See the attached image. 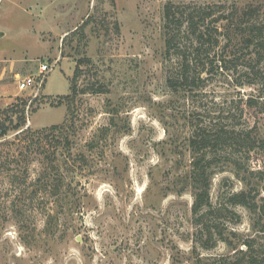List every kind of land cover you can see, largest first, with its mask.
Listing matches in <instances>:
<instances>
[{"label": "rangeland", "instance_id": "rangeland-1", "mask_svg": "<svg viewBox=\"0 0 264 264\" xmlns=\"http://www.w3.org/2000/svg\"><path fill=\"white\" fill-rule=\"evenodd\" d=\"M168 2L264 13V0H0V123L24 108V130L39 132L0 141V264H218L233 254L222 238L246 250L259 236V216L228 199L248 183L264 197V147L239 152L250 172L240 177L221 171L230 155L217 156L204 220L212 234L201 236L189 141L197 126L264 140V92L241 72L172 91ZM41 64L52 66L43 88L20 91L19 78L38 76ZM73 82L79 94L67 99ZM34 140L41 152L27 153Z\"/></svg>", "mask_w": 264, "mask_h": 264}, {"label": "trees", "instance_id": "trees-1", "mask_svg": "<svg viewBox=\"0 0 264 264\" xmlns=\"http://www.w3.org/2000/svg\"><path fill=\"white\" fill-rule=\"evenodd\" d=\"M262 11L259 5L240 8L234 4L228 8L225 4L199 5L168 2L164 6L162 26L164 56L168 63L167 86L172 91L199 90L209 79L221 73L238 75L241 72L246 79L244 85L261 87V91L264 92V71L261 68L264 64V13ZM79 72L80 67L77 66L76 78ZM78 94V87L73 82L71 95L66 98H76ZM261 97H264V93ZM247 104L254 106L256 103L251 99ZM15 115V123L13 121L9 125L0 123V141L6 138L11 130L20 132L18 136L29 135L27 140L30 136L39 134L29 129L24 130L27 125L24 108L17 110ZM65 128L66 125L54 127L60 132ZM189 147L193 158L188 176L194 197L192 213L196 224L200 226L201 236H204L207 231L212 234L204 220L214 210L210 192L212 179L216 174L213 168L217 164V156H221L222 152L230 155L231 160L227 158L224 160L226 162H222L228 168H222L221 171L233 166L236 176L240 177L243 171L249 172V170L242 165L237 156L243 151L250 154L257 148L264 147V140L258 143L250 133L235 129L206 130L197 126L189 141ZM40 148L41 142L34 140L29 142L26 151L27 153L41 152ZM258 173L264 174L262 171ZM39 181L42 186L48 187L46 176ZM62 184L61 180L57 182V193L62 188ZM247 187L249 190L231 194L228 203L232 207L240 206L248 209L259 216L261 224L264 222V197L258 199L257 195H253L254 190L250 188L249 183ZM232 235L237 236L235 233ZM258 235L243 243L247 247L246 250H241L240 244H232L227 238H222L233 254L225 257L227 259L218 264H264V252L259 250L261 244L264 246L262 242L264 241V223L261 230H258ZM207 247L210 248V246ZM196 260V264L205 263L200 256Z\"/></svg>", "mask_w": 264, "mask_h": 264}, {"label": "built area", "instance_id": "built-area-1", "mask_svg": "<svg viewBox=\"0 0 264 264\" xmlns=\"http://www.w3.org/2000/svg\"><path fill=\"white\" fill-rule=\"evenodd\" d=\"M52 70L49 64H41L38 76L29 75L19 78L18 88L20 91L33 90L37 92L43 88L46 76Z\"/></svg>", "mask_w": 264, "mask_h": 264}]
</instances>
